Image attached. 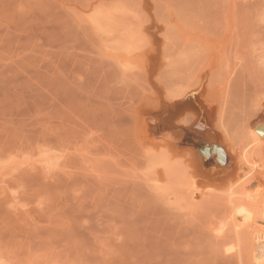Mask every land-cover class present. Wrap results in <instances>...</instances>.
<instances>
[{"label":"rangeland","instance_id":"obj_1","mask_svg":"<svg viewBox=\"0 0 264 264\" xmlns=\"http://www.w3.org/2000/svg\"><path fill=\"white\" fill-rule=\"evenodd\" d=\"M263 161L264 0H0V264H253Z\"/></svg>","mask_w":264,"mask_h":264},{"label":"bare ground","instance_id":"obj_2","mask_svg":"<svg viewBox=\"0 0 264 264\" xmlns=\"http://www.w3.org/2000/svg\"><path fill=\"white\" fill-rule=\"evenodd\" d=\"M190 99H192V98H190ZM202 124H204L203 119L201 120V123H200V120H199V122L195 126H197L200 130H204L205 128H202ZM249 134H250L249 137L252 138V139L251 138L250 139L252 140V144H254L253 146L258 144L259 136L256 133L255 129L252 130ZM208 147H210V146H208ZM215 147H217V146H215ZM217 148H219V147H217ZM217 148L211 154L212 159H213V155L216 154L215 161H216V159H218V160H220V161H222L223 163L226 164V165H223V166H228L229 167L230 165L228 163L229 159L227 157V154L223 150H219ZM249 150L250 149L242 150V152L240 153L241 154L240 155L241 161L245 164V166L247 168H251V170H255V169H257L256 168V165H257L256 164V160L253 157V155H251V153H249ZM215 165H216V167H218L216 169V173L219 174V175H223L224 172L221 170V168L223 166L220 167L218 165V162ZM262 166H264V161L262 162ZM256 172H258V171H256ZM246 199H248V202L250 203L249 205L251 206L250 207L251 208V212L245 211V209H243L242 206H240V208H235L234 210L236 211V214L240 215V216L243 215V213L245 212V214L248 217V219L250 218V219H252V221H256V223H258L257 224L258 227H261L260 229H254V230L252 229L253 231L251 230L252 232L249 233L250 236H251L250 237L251 243H249L250 244L249 246H250V248H252L251 246L253 245V246H255V248L257 250V252L255 254L254 253L252 254V262H253V264H264V190H262V191L259 190V192H256L253 195L247 196ZM232 203H234V201H231V203H229V204H232ZM256 223L254 222L253 224L255 225Z\"/></svg>","mask_w":264,"mask_h":264},{"label":"water","instance_id":"obj_3","mask_svg":"<svg viewBox=\"0 0 264 264\" xmlns=\"http://www.w3.org/2000/svg\"><path fill=\"white\" fill-rule=\"evenodd\" d=\"M187 109H190V110H193V111H196L199 115V117H202V112H201V109L199 107V105L197 104L196 102V98L195 99H191V100H188V101H185L183 102L182 104L176 106V109H175V112L179 113L181 111H184V110H187ZM170 114L168 113V115L164 118H161L159 115H154L152 116V118L160 121V124H151L153 127H163L164 126V122L165 119H167V117H169ZM152 121H150L151 123ZM195 129L197 130H200L197 126H195ZM217 147L215 146H202L200 148V155H201V159L203 161V163L207 166V167H210V170H209V174L211 176H213L214 174H216V169L218 167H216L214 161L212 160V157H211V154L216 150ZM219 150H222L220 148H217ZM216 161L218 162V165L221 167L223 165H226L225 163H223L222 161L216 159Z\"/></svg>","mask_w":264,"mask_h":264}]
</instances>
